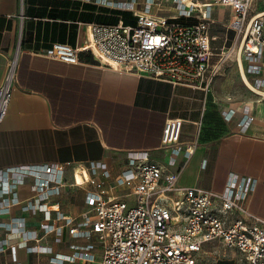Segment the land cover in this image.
Here are the masks:
<instances>
[{"label": "built area", "instance_id": "built-area-1", "mask_svg": "<svg viewBox=\"0 0 264 264\" xmlns=\"http://www.w3.org/2000/svg\"><path fill=\"white\" fill-rule=\"evenodd\" d=\"M99 1L113 9L130 11L135 22L128 23L123 17L115 24L89 22L82 46L53 42L41 53L80 63L81 53L89 52L101 66L121 73L202 88L210 87L216 77L225 73L227 62L234 61L247 88L262 96L264 10H253L254 0ZM166 3L177 11L161 14L159 11ZM215 6L231 12L227 28L234 35L229 39L227 34L222 46L217 45L219 36L212 30ZM16 72L17 55L9 61L0 84V126L8 113ZM252 109V104L245 103L224 108L222 114L228 120L237 117L239 128L246 131L255 119ZM182 125L183 119L179 117L165 121L164 162L153 159L147 150H129L127 167L115 177V186L109 188L106 179L111 173L101 161L1 169L0 216L21 205L34 214L43 212L44 219L40 224L42 234L29 229L24 216L0 220V232L5 233L0 237V254L8 252L15 264H25L18 257V250L24 247L29 253L48 257L46 262L38 260L31 264L94 262V243L69 253L55 252L51 245L42 243L52 234L56 242L61 241L64 228L69 227L73 237H97L102 248L99 264H197L204 246L211 242L237 250L248 264H264V218L247 205L257 180L230 174L221 192L180 185L185 162L178 166L177 159L182 154L190 159L197 146L196 142L181 141ZM78 173L83 176L81 181ZM28 178L33 180L32 194L22 199L16 189L26 184ZM68 186L85 191L88 208L78 217L64 214L52 202ZM116 187L128 191H110ZM59 221L61 224H57ZM15 235L20 236L18 241L12 239Z\"/></svg>", "mask_w": 264, "mask_h": 264}, {"label": "crops", "instance_id": "crops-1", "mask_svg": "<svg viewBox=\"0 0 264 264\" xmlns=\"http://www.w3.org/2000/svg\"><path fill=\"white\" fill-rule=\"evenodd\" d=\"M121 17L128 23L135 22L130 11L110 8L99 0H0V84L9 61L17 55L12 98L0 126V170L67 161L82 164L101 161L111 173L106 179L109 188L115 186V177L127 167L129 150H147L153 159L165 161L164 124L168 118L179 117L183 119L181 141L197 143L190 159L183 154L177 159L178 166L185 162L179 184L221 192L230 174L253 177L257 187L247 205L264 218L261 95L249 88L236 89L225 73L216 77L210 87L202 88L121 73L101 66L89 52L81 53L80 63L64 62L41 53L53 42L82 46L89 22L115 24ZM245 103L252 104L255 119L242 131L238 118L228 120L222 110ZM68 175L71 177V172ZM77 178L81 181L82 174L78 173ZM32 183L28 178L26 184L17 187L20 198L32 194ZM110 191L122 194L128 189L116 187ZM52 202L73 217L88 208L85 191L79 187H65ZM14 216L26 217L29 229L42 234L43 212L34 214L16 205L0 220L8 221ZM4 235L1 231L0 237ZM54 238L55 234L47 236L42 243L59 253L95 244L94 262L78 260L65 264H94L102 259V248L95 235L76 238L65 227L61 241ZM12 239L18 241L20 236ZM18 257L25 264L46 262L48 258L29 253L24 247L18 250ZM0 264L15 263L7 252L0 254Z\"/></svg>", "mask_w": 264, "mask_h": 264}, {"label": "rangeland", "instance_id": "rangeland-1", "mask_svg": "<svg viewBox=\"0 0 264 264\" xmlns=\"http://www.w3.org/2000/svg\"><path fill=\"white\" fill-rule=\"evenodd\" d=\"M264 8V0H254L253 2V10L258 11ZM177 9L175 6L170 4H165L163 9H161L160 13L163 15H168L171 12H176ZM213 16L215 23L213 24L212 30L214 34L219 36L217 41L218 46H222L224 43L225 36L228 34L229 39L234 35V32L227 28L228 19L231 16V12L229 9L224 7H213ZM230 40L227 42V47L229 45ZM225 76L230 78L234 82V87L236 89L247 88V86L242 81V77L238 72V67L234 61H228L226 64ZM263 89V88H262ZM247 97L248 94L245 93ZM241 96V95H240ZM262 101H264V96H262ZM264 104H262L263 106ZM98 264L99 260L96 261ZM92 264V263H91ZM197 264H248L243 255L237 250L227 247L223 244L217 242L207 243L204 246V249L198 256Z\"/></svg>", "mask_w": 264, "mask_h": 264}, {"label": "bare ground", "instance_id": "bare-ground-1", "mask_svg": "<svg viewBox=\"0 0 264 264\" xmlns=\"http://www.w3.org/2000/svg\"><path fill=\"white\" fill-rule=\"evenodd\" d=\"M108 2L111 3V0H109ZM244 77H245L246 81L250 84V82H249L248 79L246 78L245 74H244ZM261 92H262V96H264V90H263V89L261 90Z\"/></svg>", "mask_w": 264, "mask_h": 264}, {"label": "trees", "instance_id": "trees-1", "mask_svg": "<svg viewBox=\"0 0 264 264\" xmlns=\"http://www.w3.org/2000/svg\"><path fill=\"white\" fill-rule=\"evenodd\" d=\"M264 9V8H263ZM121 11H124V10H121ZM132 16H133V14H132ZM135 18V17H134Z\"/></svg>", "mask_w": 264, "mask_h": 264}]
</instances>
